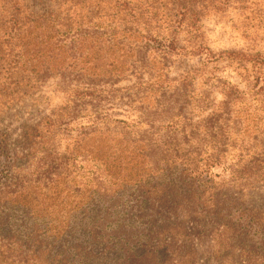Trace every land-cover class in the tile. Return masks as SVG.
I'll return each mask as SVG.
<instances>
[{
    "label": "trees",
    "instance_id": "1",
    "mask_svg": "<svg viewBox=\"0 0 264 264\" xmlns=\"http://www.w3.org/2000/svg\"><path fill=\"white\" fill-rule=\"evenodd\" d=\"M227 1L124 0L88 4L81 0H52L43 4L42 0H0V106L18 102L36 85L59 76L72 110L81 112V107L87 109L99 98L119 93L127 99L125 105L138 113L111 107L97 112L98 109L87 116V128L96 127L115 112L124 115L121 122L126 129L141 125L152 130L162 111L167 112L160 104L162 96L172 91L182 99L183 106L168 114L166 123L170 129L166 130L170 134L159 144H151L142 136L117 143L107 134L106 161L114 165L104 164L103 172L110 180L122 171L127 173L126 181L135 188L131 195L135 219L144 227V232L124 228L121 220L112 225V236L118 240L116 246L124 255L123 261H154L160 256L181 254L175 238V230L182 225L178 222L179 210L193 217L210 218L213 224L228 222L221 220L229 206L220 197L232 188L226 183L264 182V80L253 76L248 92L223 86L220 102L210 100L206 93L198 95L204 116L192 124L182 114L195 99L193 92L183 91L189 78L170 81L166 71L167 58L182 48L179 34L188 37V47L196 46L193 37L197 23L210 13H221ZM127 78L135 81L132 86L112 89ZM179 82L182 83L178 85ZM247 138L252 144L247 145ZM7 157L0 141V158ZM145 161L149 164L147 173L143 171L138 179L130 177L132 172H141L144 167L135 166ZM126 162L131 166L127 172ZM1 175L0 172V178ZM114 182L102 196L119 198L117 193L123 183L118 178ZM12 185L15 184L0 182V206L23 205L19 200L22 186L10 191ZM109 216L106 214L99 227L106 226ZM255 217L250 216L251 224ZM51 230L56 240L66 233L65 227L46 228V232ZM8 234L6 231L3 239H12ZM87 234L93 245L102 237L93 226ZM133 242L140 243L137 251L130 248Z\"/></svg>",
    "mask_w": 264,
    "mask_h": 264
},
{
    "label": "rangeland",
    "instance_id": "2",
    "mask_svg": "<svg viewBox=\"0 0 264 264\" xmlns=\"http://www.w3.org/2000/svg\"><path fill=\"white\" fill-rule=\"evenodd\" d=\"M81 1L93 4L124 0ZM42 2L50 4L52 0ZM178 40L182 48L167 58L166 71L170 81L189 78L183 91L193 92L195 99L182 114L192 124L204 116L198 95L206 93L210 100L220 102L223 86L248 92L253 76L264 80V0H228L221 13H210L197 23L193 37L196 46L188 47V37L183 33ZM69 79L74 80L73 76ZM60 82L61 77L52 76L18 102L0 106V141L8 156L0 158V182L15 184L10 191L18 185L23 188L19 199L23 205L0 206V264H264V182L254 180L226 183L232 188L224 189L228 194L220 197L229 206L221 220L228 222L213 224L210 218L177 210L182 225L175 230V238L181 254L160 256L154 261H123L112 225L121 220L124 228L142 232L144 227L135 219L131 197L135 188L126 181L127 173L122 171L110 180L103 172L104 164L114 165L106 161L107 134L117 143L142 136L151 144H159L170 134L166 130L170 129L168 114L183 106L182 99L172 91L162 96L160 104L167 112L162 111L152 130L141 125L126 129L121 122L124 115L115 112L109 113L107 120L100 115L105 121L87 128V116L98 109L111 107L138 113L125 105L128 101L119 93L99 98L93 106L81 107V112L72 110L73 104ZM134 82L127 78L112 89L130 87ZM246 115L248 120V112ZM252 142L247 138V145ZM129 162L126 172L131 168ZM135 168H141V172H132L130 177L138 179L143 171L147 173L149 164L145 161ZM117 178L123 183L119 198L102 196ZM106 214L110 215L106 226L99 227ZM252 215L256 216L254 224L250 223ZM92 226L102 236L95 245L87 234ZM63 227L66 233L62 239H54L52 230L46 232V228ZM34 229L36 234L32 236ZM6 231L12 239H3ZM139 245L133 242L130 248L137 251Z\"/></svg>",
    "mask_w": 264,
    "mask_h": 264
}]
</instances>
